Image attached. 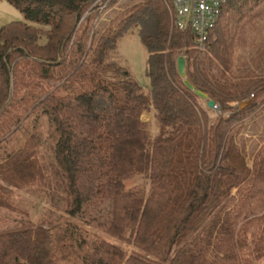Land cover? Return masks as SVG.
I'll list each match as a JSON object with an SVG mask.
<instances>
[{
	"label": "trees",
	"instance_id": "obj_1",
	"mask_svg": "<svg viewBox=\"0 0 264 264\" xmlns=\"http://www.w3.org/2000/svg\"><path fill=\"white\" fill-rule=\"evenodd\" d=\"M7 1L24 20L0 28V145L35 119L0 160V206L10 187L35 185L50 204L0 229V264H264V139L252 165L237 140L264 110V52L253 69L238 56L264 0H229L204 49L175 26L169 0H142L105 31L93 20L117 0ZM133 29L148 51L149 94L113 60ZM181 55L217 108L187 87ZM152 110L155 132L142 119ZM69 217L117 241H91Z\"/></svg>",
	"mask_w": 264,
	"mask_h": 264
},
{
	"label": "rangeland",
	"instance_id": "obj_2",
	"mask_svg": "<svg viewBox=\"0 0 264 264\" xmlns=\"http://www.w3.org/2000/svg\"><path fill=\"white\" fill-rule=\"evenodd\" d=\"M141 1L142 0H117L114 5L103 11L100 10L101 12L99 13V16L93 20V29L105 31L113 21V27L116 29L121 19H116V16L122 15L124 17L127 9H132L135 4ZM255 12L259 15L253 22L247 23V26L244 28L245 30L243 29L241 33L242 36L244 33V38L246 39L247 44L238 49L240 62H248L251 64L252 69L256 67L255 64L257 63H252L250 60L264 52V2L260 4ZM87 15L88 14H86V16ZM93 15H96L94 11ZM20 20H24V16L20 10L7 0H0V28L5 24ZM244 23L245 21H243L242 24ZM244 25H246V23ZM113 60L119 68L124 70V72L128 71L131 74V77L137 81L145 94L150 93L151 83L147 75L148 51L137 29L131 30L119 39L117 51ZM261 65H264V61H262ZM34 119L35 116L28 119L26 126L23 127L20 132L12 135L6 142L0 145V160L24 144V141L29 136V131H33ZM142 119L145 121L150 120L152 124L151 131L153 130V132H155L156 124L153 120L154 110L143 113ZM38 125V128L44 137H47L52 133L46 116H41L39 118ZM242 125H244V127L241 128L240 133L237 135V140L240 143L244 142L246 144L247 161L249 165H252L254 152L264 139V110L257 115H253L249 119H246ZM43 159L50 172L47 153L44 154ZM142 181H144V178L139 176L131 180L129 184H138ZM38 187L39 186L37 185L23 187L21 189L10 187L13 192L9 197V202L11 204L9 206H0V229L21 224L23 219L26 218L27 211L30 212L33 217H37L40 212L50 204L49 196L46 194L42 195V192H40ZM69 218L72 220L73 224L75 223V228L82 230L85 236L91 241H94L96 238L95 235L98 237L107 236L112 240H116L104 233L94 224L88 222L86 219L78 217ZM73 234L74 238L77 239V246L82 252L86 251L88 245L82 243L78 234H75V232H73ZM122 244L126 245L125 243Z\"/></svg>",
	"mask_w": 264,
	"mask_h": 264
},
{
	"label": "built area",
	"instance_id": "obj_3",
	"mask_svg": "<svg viewBox=\"0 0 264 264\" xmlns=\"http://www.w3.org/2000/svg\"><path fill=\"white\" fill-rule=\"evenodd\" d=\"M169 1L172 5L175 26L180 30L190 28L198 38L199 47L204 49L209 30L215 26L223 6L229 0Z\"/></svg>",
	"mask_w": 264,
	"mask_h": 264
},
{
	"label": "water",
	"instance_id": "obj_4",
	"mask_svg": "<svg viewBox=\"0 0 264 264\" xmlns=\"http://www.w3.org/2000/svg\"><path fill=\"white\" fill-rule=\"evenodd\" d=\"M177 67H178L179 74L184 79L185 84L187 85V87L190 88L191 90H194L200 97H202L204 99H208V106L209 107L216 108L215 101L212 100V99H209L207 93L203 92L200 89H196L195 86L187 78L186 58H185V56L181 55V56L178 57V59H177ZM249 103H250V101L249 102H245V103H241L240 107L243 108L246 105H248Z\"/></svg>",
	"mask_w": 264,
	"mask_h": 264
}]
</instances>
